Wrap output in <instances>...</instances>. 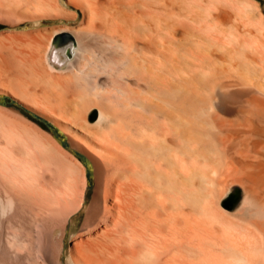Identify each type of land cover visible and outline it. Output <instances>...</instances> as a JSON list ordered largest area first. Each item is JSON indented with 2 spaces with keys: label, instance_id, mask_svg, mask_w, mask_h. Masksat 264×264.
<instances>
[{
  "label": "bare ground",
  "instance_id": "bare-ground-1",
  "mask_svg": "<svg viewBox=\"0 0 264 264\" xmlns=\"http://www.w3.org/2000/svg\"><path fill=\"white\" fill-rule=\"evenodd\" d=\"M0 22L30 23L0 32V93L52 128L0 105V264H61L69 225L71 264H264V0Z\"/></svg>",
  "mask_w": 264,
  "mask_h": 264
},
{
  "label": "rangeland",
  "instance_id": "rangeland-1",
  "mask_svg": "<svg viewBox=\"0 0 264 264\" xmlns=\"http://www.w3.org/2000/svg\"><path fill=\"white\" fill-rule=\"evenodd\" d=\"M119 4H120V2H119ZM119 4L117 2L118 6H119ZM126 10L127 11H125V10H123V11L128 12V10H130L133 12L135 9H126ZM135 11H136V13H138V12H140V9L135 10ZM29 26H30V23L23 22L22 24L20 23L19 25H17V27L14 28L8 22H0V32H2V31L3 32H9L12 29L20 30L21 28L28 29V28H30ZM0 105L4 106L6 108L13 109L17 112H20L22 115L26 116L28 119L32 120L35 123H38L39 120L42 122L45 119V118L40 117L34 111H32V110L28 109L27 107H25L24 105H22L19 101H17L13 96H11L8 93H0ZM43 123H45L46 130L51 132L52 128L50 127V123L48 121H45V120L43 121ZM59 141L62 142V140L60 138H59ZM92 187H93V183H92V176H91L90 177V189L91 190H92ZM232 205H233V202H232ZM82 219H83V216H82V214H80L78 216V219H77V224H76L77 226H79V223H81ZM67 229L68 230L66 231V236H65V241H64L65 243H64L62 254H61V259H62L61 264H71V259H70L71 256L67 252V245L69 244V238L71 237V225H69L67 227Z\"/></svg>",
  "mask_w": 264,
  "mask_h": 264
}]
</instances>
